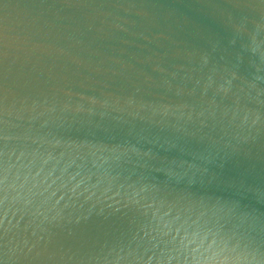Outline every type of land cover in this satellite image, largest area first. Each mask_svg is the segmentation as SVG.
<instances>
[{
	"label": "water",
	"instance_id": "95a60500",
	"mask_svg": "<svg viewBox=\"0 0 264 264\" xmlns=\"http://www.w3.org/2000/svg\"><path fill=\"white\" fill-rule=\"evenodd\" d=\"M0 264H264V0H0Z\"/></svg>",
	"mask_w": 264,
	"mask_h": 264
}]
</instances>
